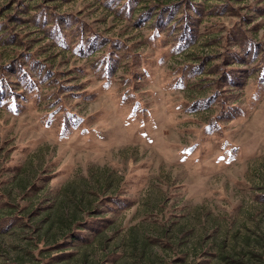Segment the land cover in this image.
I'll list each match as a JSON object with an SVG mask.
<instances>
[{
    "label": "rangeland",
    "instance_id": "obj_1",
    "mask_svg": "<svg viewBox=\"0 0 264 264\" xmlns=\"http://www.w3.org/2000/svg\"><path fill=\"white\" fill-rule=\"evenodd\" d=\"M0 264H264V0H0Z\"/></svg>",
    "mask_w": 264,
    "mask_h": 264
}]
</instances>
